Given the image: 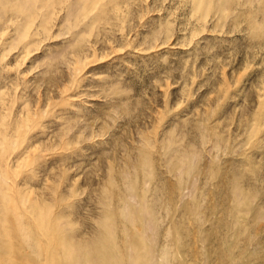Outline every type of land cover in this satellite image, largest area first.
<instances>
[{
    "label": "rangeland",
    "instance_id": "obj_1",
    "mask_svg": "<svg viewBox=\"0 0 264 264\" xmlns=\"http://www.w3.org/2000/svg\"><path fill=\"white\" fill-rule=\"evenodd\" d=\"M0 264H264V0H0Z\"/></svg>",
    "mask_w": 264,
    "mask_h": 264
},
{
    "label": "bare ground",
    "instance_id": "obj_2",
    "mask_svg": "<svg viewBox=\"0 0 264 264\" xmlns=\"http://www.w3.org/2000/svg\"><path fill=\"white\" fill-rule=\"evenodd\" d=\"M59 226V225H58Z\"/></svg>",
    "mask_w": 264,
    "mask_h": 264
}]
</instances>
